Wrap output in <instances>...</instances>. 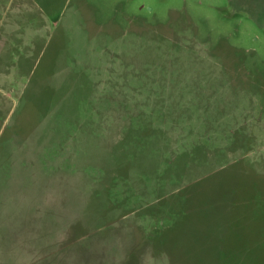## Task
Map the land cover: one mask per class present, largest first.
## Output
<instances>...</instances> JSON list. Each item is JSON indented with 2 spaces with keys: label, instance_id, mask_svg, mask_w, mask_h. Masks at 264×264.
Instances as JSON below:
<instances>
[{
  "label": "rangeland",
  "instance_id": "obj_1",
  "mask_svg": "<svg viewBox=\"0 0 264 264\" xmlns=\"http://www.w3.org/2000/svg\"><path fill=\"white\" fill-rule=\"evenodd\" d=\"M0 264H264V0H0Z\"/></svg>",
  "mask_w": 264,
  "mask_h": 264
}]
</instances>
